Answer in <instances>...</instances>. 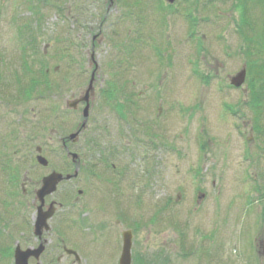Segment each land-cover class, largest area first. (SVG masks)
<instances>
[{
    "label": "rangeland",
    "instance_id": "obj_1",
    "mask_svg": "<svg viewBox=\"0 0 264 264\" xmlns=\"http://www.w3.org/2000/svg\"><path fill=\"white\" fill-rule=\"evenodd\" d=\"M176 4L0 0V169L12 190L0 205V264L34 240L36 148L49 170L75 172L61 139L82 107L66 103L95 64L88 128L69 145L80 174L55 194L62 231L50 239L73 248L77 226L104 224L83 238L82 264H119L127 230L133 264H251L252 242L264 264V0ZM244 67L237 90L230 80Z\"/></svg>",
    "mask_w": 264,
    "mask_h": 264
},
{
    "label": "flooded vegetation",
    "instance_id": "obj_2",
    "mask_svg": "<svg viewBox=\"0 0 264 264\" xmlns=\"http://www.w3.org/2000/svg\"><path fill=\"white\" fill-rule=\"evenodd\" d=\"M36 158H37V155L33 158L34 161H32L33 162L32 166L34 169L38 170V174L41 176V178H40L41 183L38 185L39 187H41L43 179L46 176L50 175L53 172V170H51V169L49 170L50 165L48 167H43V166L39 165ZM9 172L16 173L17 171L9 170ZM5 173H8V170H6V168L0 169V194H1L0 195L1 196V200H0L1 204L0 205L3 206V210H4V207L7 208V205H6V203H8L7 198H9V195L11 194V191H12L10 189L11 184H10V182H8V179H7L8 175H6ZM76 180L77 179L75 178V181ZM72 181H74V179L67 181V182H72ZM22 189H23V194L26 195L24 185L22 186ZM79 192L80 191H78V194H79ZM80 196H83V193ZM34 197L36 199V192H35ZM57 201L58 200L56 198V195H53L52 197H48L45 201L44 210H48L49 205H51L52 203H54L56 207H57V205H58V207H61V204H59ZM35 204L37 205L36 206V214H37V207L39 204H38V202ZM57 212H58V210H57ZM36 214L34 216H36ZM57 214L58 213H56V211H55L54 217L49 222V226H50L49 231L42 232L40 236L36 235V232H35V226H34L35 220H33L31 224H29L28 229L32 231L33 236H34L33 237L34 240L32 241V243L30 245H27V247H25L24 250H26V249L36 250L37 248H39L40 246L43 245L46 247V250H45V252L42 253V255L39 258V261H41L43 264H53L54 261H55V264H62L65 261H68L69 264H82V257L81 256H82V251H84L83 244L86 243L85 239H83V238L90 237V236H93L94 238H96L95 235L98 237L99 234L104 233L107 225L103 226L104 225L103 224V225L99 226L100 228L97 227L96 229L98 231H96L95 229H92V228L90 229V227H87V226H85V228H84V225L77 226L75 228V231H76L75 235L78 234L79 238H81V236L83 238L73 241L72 242L73 248H69V249H72V250L77 252V254L79 256V260H78L75 255H67L65 253V248L67 247V245H65V241L60 236H58V239H55V240L50 239V237H52V235L54 234L55 229L57 230L56 235H58V233H60L62 231L61 228H59V226L61 224V220H56ZM62 222H63V220H62ZM119 224H120V222L118 221L116 225H119ZM123 233L124 232H122L121 234H123ZM106 234L109 235V233H106ZM117 248H118V246H117ZM263 251H264V249H263ZM37 262L38 261L34 257H31L29 260L30 264H37Z\"/></svg>",
    "mask_w": 264,
    "mask_h": 264
},
{
    "label": "water",
    "instance_id": "obj_3",
    "mask_svg": "<svg viewBox=\"0 0 264 264\" xmlns=\"http://www.w3.org/2000/svg\"><path fill=\"white\" fill-rule=\"evenodd\" d=\"M170 3H173L175 0H167ZM245 77H246V72L242 71L240 74H238V76H236L233 80L232 83L233 85H235L236 87H240L244 84L245 82ZM92 89V86L90 87V90ZM87 102H89V94L86 95V97L83 99ZM78 104V101L76 102H71L69 103V106L72 108H76ZM85 114V118H88L89 116V106H87V108L84 111ZM76 135H73L72 138H74ZM40 162H42L43 164H46V161L43 158H39ZM63 180V176L62 175H58V174H54L51 177L45 179L44 181V189L39 192V198L41 201H43V198L46 195H50L52 194L55 189L56 186ZM53 215L52 210L48 213H44L39 215L38 220H40L41 224L44 225L46 224V221ZM39 222V224H40ZM37 233H41L40 231ZM131 248H132V236L131 233L127 232L124 234V250H123V255L121 258V262L120 264H131ZM41 252V251H40ZM40 252H37V254H39ZM30 253L27 252H21L20 250L16 251L15 254V260H16V264H28V259H29Z\"/></svg>",
    "mask_w": 264,
    "mask_h": 264
}]
</instances>
